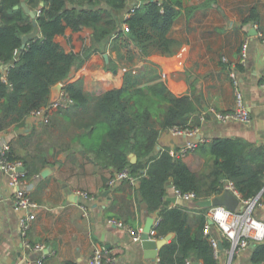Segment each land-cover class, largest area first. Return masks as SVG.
Listing matches in <instances>:
<instances>
[{
  "label": "crops",
  "instance_id": "0c3cea01",
  "mask_svg": "<svg viewBox=\"0 0 264 264\" xmlns=\"http://www.w3.org/2000/svg\"><path fill=\"white\" fill-rule=\"evenodd\" d=\"M181 1L179 14L168 32L176 41L172 53L154 50L144 57L132 41L120 36L114 41L117 46L93 52L80 67L73 68L67 81L80 79L92 103L104 91L122 86L126 71L134 75L145 61L153 65L170 91L193 95L200 102V115L204 113L191 137L198 142L195 149L181 150L190 137L173 133L170 128L160 132L155 149H168L200 173L212 162L205 144L213 137L264 144V89L260 85L264 80V42L260 38L264 33V0ZM91 32V27L72 30L67 26L55 39L66 51H80L91 43ZM245 41L248 47L243 63L241 47ZM104 53L108 54L107 60ZM231 70L238 75L239 89L249 110L250 119L246 122L219 120L211 111L223 112L234 106ZM59 83L63 88L64 82ZM58 91L57 85L51 87L50 100ZM84 116L74 108H58L51 112L48 124L28 114L22 125L11 124L0 130V154L7 144L8 157L23 160L28 172L25 186L37 204L36 218L27 236L32 243L44 245L42 251L24 245L18 224L21 212L13 207L14 189L8 186L7 176L0 170V264H38L41 255L42 264H89L97 248H103L110 256V264H160L161 246L147 249L141 238L133 239L129 230L143 227L149 216L155 220L158 211H148L140 199L137 176L133 181L124 178L115 185L108 183L119 171L110 164L97 162L92 150L76 139L81 131L78 123ZM44 168L47 171L42 174ZM170 184L171 180L167 183L165 205L185 209L195 230L201 215L206 217L208 206L205 210L197 204L198 199L176 197ZM76 190L86 191L91 198L82 197ZM81 204H86V210ZM252 213L264 221V206L254 208ZM110 218L126 226L110 223ZM169 233L172 236L165 242L174 237L172 231L166 235ZM211 233L221 241L215 255L219 264H256L252 261L256 242L250 240L240 251L230 253L229 240L214 225ZM188 264H203V259L192 255Z\"/></svg>",
  "mask_w": 264,
  "mask_h": 264
},
{
  "label": "trees",
  "instance_id": "16d2710c",
  "mask_svg": "<svg viewBox=\"0 0 264 264\" xmlns=\"http://www.w3.org/2000/svg\"><path fill=\"white\" fill-rule=\"evenodd\" d=\"M22 1L39 9V31L24 47L22 36L32 31L33 21ZM127 1L0 0V64L7 66L0 69V129L22 125L32 110L49 102L51 87L64 82L73 102L63 109L86 114L78 123L81 131L76 134L77 141L92 150L97 162L137 176L140 199L148 211L159 213L155 236L174 233L159 249L160 264H188L192 255L202 258L203 264H219L209 237L203 233L205 214L193 230L185 209L165 205L167 183L171 180L181 192L193 191L197 198H207L220 193L229 180L243 199L253 198L264 188V144L213 137L205 144L212 162L198 173L168 149H155L163 129L199 126L201 111L193 95L170 91L153 65L145 61L134 75L126 71L122 86L104 91L92 103L80 79L67 81L73 68L80 67L93 52L117 46L114 41L120 36L132 41L144 57L154 50L174 51L176 41L168 32L182 1L145 0L124 18ZM123 23L127 30H123ZM67 26L72 30L91 27V43L80 51H66L55 36L64 33ZM130 151L136 153L134 162L129 160ZM263 260L264 241H259L252 261L257 264Z\"/></svg>",
  "mask_w": 264,
  "mask_h": 264
},
{
  "label": "built area",
  "instance_id": "2783aa9c",
  "mask_svg": "<svg viewBox=\"0 0 264 264\" xmlns=\"http://www.w3.org/2000/svg\"><path fill=\"white\" fill-rule=\"evenodd\" d=\"M145 0H128L127 9L124 11V18L128 17L137 7H139ZM161 3L162 0H155ZM39 9L37 11V14ZM123 30H127V24H122ZM261 41L264 42V33L260 34ZM248 47L247 41L242 44L241 47V61L244 63L246 57V49ZM7 66L0 64V69H5ZM5 74V73H4ZM230 77L232 80L233 91H234V106L227 111H216L211 109L219 120H238L241 122H246L250 119V114L248 107L246 106L242 91L239 89V79L235 70L230 71ZM260 85L264 89V80L260 82ZM73 102V99L69 93L61 88L58 95L50 100L46 105H43L37 109L32 110L29 115H31L35 120L42 124L50 123V114L53 110L58 108H65ZM201 119H204V113L200 115ZM171 131L176 134H185L189 136L186 141L185 146L181 150H186L187 148L195 149L198 146V142L191 137L197 131V127L193 128H180V127H170ZM1 130V129H0ZM9 146L4 145L2 152L0 154V170L7 176V184L9 187L14 189L13 193V207L15 210L20 211L18 218V224L20 227V233L23 237L24 245L32 248L34 250L42 251L44 248L43 243L37 242L32 243L28 236L27 230L30 227L32 221L36 218V207L37 204L34 202L25 186L24 179L27 175V170L21 159H10L7 155V150ZM128 178L133 181L134 177L129 174L127 169L121 170L116 173L113 177L108 180L110 185H115L117 181ZM230 190L237 198L238 203L235 208H230L224 204H212L208 206V211L206 213V219L203 226V233L207 235L213 246L215 255L218 251L219 239L217 236L211 233V227L214 225L217 230L221 233V236L227 238L230 242L229 252L234 253L240 251L244 248L250 240L254 242L264 241V221L256 218L252 211L256 207L264 206V188L262 191L253 198L243 199L237 189L234 187L233 183L229 180L225 181L224 188ZM76 193L82 197L89 199L91 196L84 190H76ZM174 194L176 197L182 198L184 200H197L200 198L196 197L193 191L181 192L174 187ZM84 210H86V204L80 205ZM108 222L126 226L125 223L116 219L110 218ZM159 219L156 218L151 226L149 236L155 237V226L158 224ZM132 233L133 239L138 240L141 238L142 227L134 230L129 227ZM44 255H41L37 259L38 264H42ZM111 258L106 255L103 248H97L89 260V264H110ZM264 264V260L257 263Z\"/></svg>",
  "mask_w": 264,
  "mask_h": 264
},
{
  "label": "water",
  "instance_id": "95a60500",
  "mask_svg": "<svg viewBox=\"0 0 264 264\" xmlns=\"http://www.w3.org/2000/svg\"><path fill=\"white\" fill-rule=\"evenodd\" d=\"M17 6L18 5H15V7H17ZM21 6L30 15V17L33 21L32 31H30V32H28L22 36V47H24L27 40L38 33L39 28H38V25L36 22V10L29 8L25 1L21 2ZM104 58L106 60L108 59L107 53H104ZM55 85H57V87H59V90L61 89V86H62L61 83L58 82ZM57 95H58V93H57ZM155 147H158V146L156 145ZM128 157H129V160L131 162H134L136 160V154L132 151L129 152ZM46 171H47V169L44 168L42 170V174H45ZM171 185L172 184H170V186ZM215 203H224V205H226L230 208H235L237 203H238V198L230 190L224 189L222 192L215 194L213 197L200 198L197 200V204L200 206H204V207L211 206L212 204H215ZM153 221H154V218L152 216L147 217L145 224L142 227L143 230L141 233V241H142L143 246L147 249H157L159 246H161L163 243H165V241L167 239H169L172 236V234L169 233L168 235H166L160 239L151 238L149 236V232H150L151 226L153 224ZM218 246L221 247V241H219Z\"/></svg>",
  "mask_w": 264,
  "mask_h": 264
},
{
  "label": "rangeland",
  "instance_id": "374dc122",
  "mask_svg": "<svg viewBox=\"0 0 264 264\" xmlns=\"http://www.w3.org/2000/svg\"><path fill=\"white\" fill-rule=\"evenodd\" d=\"M28 6V5H27ZM30 8V7H29ZM31 9H34V10H36V15H37V11H38V9L37 8H31ZM123 40H126L127 41V39L126 38H123ZM117 42V41H116Z\"/></svg>",
  "mask_w": 264,
  "mask_h": 264
}]
</instances>
